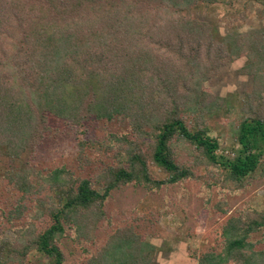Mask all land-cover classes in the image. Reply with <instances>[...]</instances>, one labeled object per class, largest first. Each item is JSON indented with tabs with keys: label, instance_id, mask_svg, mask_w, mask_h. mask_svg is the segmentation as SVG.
Returning <instances> with one entry per match:
<instances>
[{
	"label": "trees",
	"instance_id": "1",
	"mask_svg": "<svg viewBox=\"0 0 264 264\" xmlns=\"http://www.w3.org/2000/svg\"><path fill=\"white\" fill-rule=\"evenodd\" d=\"M254 1L264 20V0ZM220 2L0 0V187L19 195L3 214L13 225L32 220L13 227L22 242H5L0 264H29L32 252L48 264H156L159 247L146 232L114 227L107 203L115 191H161L199 180L197 169L217 171L223 188L264 179V27L222 34L206 15ZM242 56L254 89L230 103L206 83L224 60ZM233 112L238 147L230 156L213 123ZM93 121L130 131L87 138ZM55 122L78 128L79 160H90L87 150L101 155L93 174L39 167ZM256 212L227 220L223 247L195 256L198 264H264L251 240L264 229V208Z\"/></svg>",
	"mask_w": 264,
	"mask_h": 264
},
{
	"label": "rangeland",
	"instance_id": "2",
	"mask_svg": "<svg viewBox=\"0 0 264 264\" xmlns=\"http://www.w3.org/2000/svg\"><path fill=\"white\" fill-rule=\"evenodd\" d=\"M225 1L216 4L214 10L211 13L207 11L206 14L218 25L222 34L246 33L251 29L264 27V20L259 17L260 4L254 0ZM247 60L246 56L235 61L224 60L220 74L207 81L209 89L219 96L227 97L230 103L242 100L254 89L253 76L240 71ZM262 100L264 103V92ZM234 112L230 117L217 118L213 123L214 134L220 137L221 151L225 150L227 154L231 145L238 147L234 135ZM126 130L127 125L119 121L112 124L93 121L89 125L87 138L105 139L110 131ZM78 135L77 127L55 122L54 131L45 134L38 151L36 161L39 167L46 172L64 165L78 175L93 174L102 157L97 152L87 150L90 160H79L76 145ZM229 154L233 156V153ZM196 171L201 175L199 180L165 187L161 191L152 192L141 186L128 185L115 191L107 203L115 228L135 225L140 232H146V238L159 247L154 257L156 264H198L195 256L207 249L220 251L223 247L222 225L227 220L239 217L257 218L256 211L264 208L263 178H256L253 183L243 187L227 181V187L223 188L224 182L218 177L217 171ZM159 176L164 178L165 174L161 173ZM210 183L215 185L211 187ZM18 197L9 185L0 187V251L5 242H22L13 227L24 226L32 221L30 217H26L13 225L3 214L8 207L6 202L15 203ZM138 215H146L150 222L142 226V220L135 218ZM35 224L36 227L40 225L39 221H35ZM109 231L108 228L104 229L98 240L99 245L105 243ZM251 240L255 242V249L264 250V229L255 233ZM67 249H70L69 246ZM30 260L29 264H48L45 256L35 252L30 253Z\"/></svg>",
	"mask_w": 264,
	"mask_h": 264
},
{
	"label": "built area",
	"instance_id": "3",
	"mask_svg": "<svg viewBox=\"0 0 264 264\" xmlns=\"http://www.w3.org/2000/svg\"><path fill=\"white\" fill-rule=\"evenodd\" d=\"M263 160H264V156H263Z\"/></svg>",
	"mask_w": 264,
	"mask_h": 264
}]
</instances>
